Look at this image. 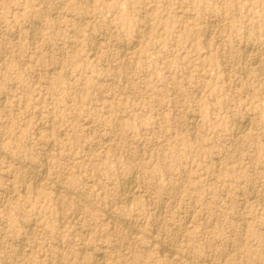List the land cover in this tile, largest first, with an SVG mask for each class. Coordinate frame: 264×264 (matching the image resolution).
I'll return each mask as SVG.
<instances>
[{
  "label": "clouds",
  "instance_id": "9594fccd",
  "mask_svg": "<svg viewBox=\"0 0 264 264\" xmlns=\"http://www.w3.org/2000/svg\"><path fill=\"white\" fill-rule=\"evenodd\" d=\"M0 264H264V0H0Z\"/></svg>",
  "mask_w": 264,
  "mask_h": 264
}]
</instances>
